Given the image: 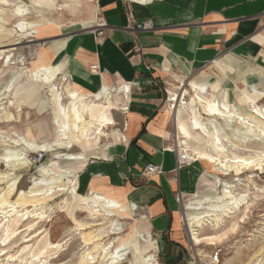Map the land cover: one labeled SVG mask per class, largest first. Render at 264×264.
I'll list each match as a JSON object with an SVG mask.
<instances>
[{
  "label": "bare ground",
  "instance_id": "1",
  "mask_svg": "<svg viewBox=\"0 0 264 264\" xmlns=\"http://www.w3.org/2000/svg\"><path fill=\"white\" fill-rule=\"evenodd\" d=\"M132 1L145 3L148 0ZM10 2L11 0H0V33L6 30L5 25L11 17L16 31L15 34L8 31L10 34L6 36L9 39L0 40V57L3 55L4 58L6 54L10 56L12 51L17 50L15 46L23 42V37L34 36L36 30L38 32L45 24L52 23L62 29L63 12L76 13L85 3L82 0H33L34 12L38 13L35 16V13L30 15L26 0H15L14 4ZM5 6H11L10 15L5 13ZM49 9L53 10L51 17L46 14ZM56 28H52V31H56ZM67 44V37L52 42L47 54L40 55L28 71L30 81L20 84L25 90L24 99L27 101L33 85L48 89L42 109H50L54 138L40 142L13 132L14 128H9V125L7 128L10 130L0 129L1 145L5 146L4 153L0 154V163L11 168L0 173V182L9 180L7 189L0 195V232L2 229L6 239L12 236L14 230L9 226L12 217L16 224L31 216L34 218L31 222L42 220L47 216V211L51 210H47L45 205L61 197L57 201L59 210L71 217L76 226L74 230L81 234L82 246L77 264H158L155 252L150 250L154 245L153 237L150 233L142 232L145 229V217L137 214L135 203L99 191L93 186L85 194L79 192V165L90 155L111 158L110 149L113 144L105 138L106 130L115 124L113 109L120 108V102L124 101L122 92L127 91L128 97L130 86L113 87L105 84L96 91L84 88L64 70L61 55ZM31 52L29 49V53ZM25 55L27 54L20 56ZM24 60L26 58L21 59V63ZM22 73V69H15L5 91H0V104L7 99L8 106L4 113V122L7 124L13 122L15 117L7 107L20 108L19 117L23 110V104L18 103L16 98L17 92H14L17 77ZM176 78L178 81L182 79L178 76ZM210 85L207 81L192 79L186 85L175 86L180 91L173 88L169 90L170 105L167 112L169 115L170 110L172 111L176 126V144L170 146L169 151L177 152V158L178 152L185 150L193 161L190 163L194 164L192 166L197 176L201 173L200 162L206 163L211 169L212 180L205 178V181L209 182L212 191L199 194L189 188L190 198L184 203L182 218L196 245L203 242L208 245L222 243L223 233L200 235L205 223L210 222L219 228L225 217L238 215V221L234 218L230 228L234 232L238 223H244L248 218L250 207L253 206L250 204V197L264 195V185L256 181L264 173V103H261L264 99V87L252 88L248 93L240 91L236 94L237 101H229L228 96H223V90H210ZM13 93L15 94L11 98ZM13 145L16 148H12ZM74 146L81 148V151L69 152ZM29 152H51L52 161L41 167L42 174L35 176L29 189L21 190L14 200L12 196L17 190L19 176L10 177L16 170L31 162ZM247 172L249 173L246 174ZM227 177L234 179L229 181ZM30 207L34 209L30 210ZM23 212L24 216L20 217ZM77 212H87L93 220H78L75 215ZM98 225L101 226L91 230ZM140 241L146 244V249L149 248L146 252L137 251L136 244ZM61 243L51 241L48 235L42 236L38 241V251L32 252L33 264H37L34 257L54 251ZM263 251L264 247L248 256L244 264H260V254Z\"/></svg>",
  "mask_w": 264,
  "mask_h": 264
},
{
  "label": "crops",
  "instance_id": "2",
  "mask_svg": "<svg viewBox=\"0 0 264 264\" xmlns=\"http://www.w3.org/2000/svg\"><path fill=\"white\" fill-rule=\"evenodd\" d=\"M93 1L85 0L84 3L92 9L88 14L90 18L98 9ZM98 5L106 21V35L95 39L94 34L87 31L68 37L61 55L64 70L75 82L91 91L106 84L129 85L131 92L129 97L127 91L122 92L124 101L119 106L129 103L125 115L120 108L113 109L111 158L88 156L77 173L85 172L90 159L95 164L88 174L81 176V187L85 189L87 185L88 191L93 186L135 203L137 214L145 217L142 232L152 235L155 249L159 250L166 241L174 246L182 245L188 231L181 219L183 203L177 196L179 191L187 193L190 181L199 175L195 174L194 166L178 168L176 154L169 151L168 127L172 111L167 115L169 109L163 107L164 99L157 82L169 73L173 82H177L171 84V89L180 91L175 86L186 85L192 79L206 80L211 83L210 90H223V96H228L229 101H237L236 94L240 91L248 93L259 87L253 82L248 84L257 81L249 76L257 71L260 78H264L263 65L254 67L247 62L242 68L241 59L233 54L215 60L222 75L213 78L214 73L210 80L171 73V69L179 68L188 74L202 61L214 58L216 54L211 51L214 38L220 39L227 34L231 44L247 37L244 43L250 55L264 61L260 58L264 57V32L257 33L260 20L254 17L263 13L264 0H148L145 3L98 0ZM146 20H151L152 29L136 27L137 22ZM208 23L223 24L208 32ZM233 24L234 30L231 29ZM93 64L98 65L97 71L91 70ZM232 67L235 77L231 75ZM176 76L182 79L178 81ZM115 125L120 129L115 130ZM149 164L158 165L161 172L146 175Z\"/></svg>",
  "mask_w": 264,
  "mask_h": 264
},
{
  "label": "rangeland",
  "instance_id": "3",
  "mask_svg": "<svg viewBox=\"0 0 264 264\" xmlns=\"http://www.w3.org/2000/svg\"><path fill=\"white\" fill-rule=\"evenodd\" d=\"M127 1L130 2V0ZM82 2L84 3L85 0H82ZM93 2L97 4L98 7V9L96 8V13L93 14V17L91 18L88 17L89 11L91 12L92 9H89L84 4H82L81 8L76 13L70 11H64L62 14V23H61L62 29H59L57 26H54L52 23L45 24L38 29V32L36 30L34 36L26 37V38L23 37V39H21V42L22 41L23 42L15 46L17 50L12 51L10 53V56L6 54L5 58L3 55L0 57V91H5L6 88L5 86H7L9 80L13 76L12 73L15 69L16 70L19 69V71L21 69L23 70L22 75L21 76L19 75L17 77L19 80L18 79L16 80L15 82L16 88L14 89V92H17L16 98L18 100V103L23 104V110L21 111V115L19 117L18 113L20 112V108L18 109V107L16 106H12L11 108L7 107L8 110H11V112L14 113L15 117L13 119V122L10 121L8 124L5 123L4 122L6 116L4 114L6 111L5 107L8 106L6 102L7 99L5 98L4 101L0 104L1 105L0 116H2V120L0 121L1 130H5V129L8 130L9 128H14L13 132L23 134L28 138L35 139L40 142L51 141L54 138L50 109L47 110V107L42 109V104L46 100V97L48 96L47 94L48 89L46 88L43 89V87H35L33 85L32 86L33 91L31 92L30 98L27 101L24 99L26 96L25 90H23L20 87V84L30 81V77L27 75L28 71L38 61L40 55L47 54V51L49 49L48 46H51L52 42H54L55 40L62 39L64 37L68 38L73 34L76 35L81 32H87V31H91L94 34L95 39L103 38L106 35V34L104 35L100 34V30L103 29L106 30L107 25H106V21L101 15L98 5V0H94ZM10 3L14 4L15 0H11ZM26 3H28L30 7L29 9L31 12L30 15H33L35 13L34 15L38 16V13L34 12L35 9L33 8V0H26ZM4 9H6L5 13L7 15L11 14V6H5ZM262 12L263 13H259V15H254V17H258L260 20L259 31H257V33L261 31L264 32V10ZM46 14L49 17H51L53 15V10L50 9L47 10ZM130 15L133 16L132 10H130ZM246 18H253V17H246ZM10 19L11 20H9L5 25L6 30L0 33L1 36L0 40L9 39V36H6V34H10L9 32H12L14 34L16 33L14 29L15 27H13L15 26L14 19L12 17ZM90 19H94V20H90ZM102 22L105 23L104 26H100V23ZM146 22L150 23L153 27L151 20L137 22L136 27L140 30H149L144 28L145 26L144 23ZM219 24H223V23H214V24L208 23L206 25V29L208 32L216 30V27L220 26ZM234 26L235 24L231 25L232 30H234L233 28ZM52 28H56V31H52ZM18 34L20 33L18 32ZM11 36L13 35H10V37ZM227 36L226 35L221 36L219 37L220 39H217L218 37L216 39L214 38L213 46L211 47V51H214L216 54L214 58L206 59L202 61L201 64L195 66L192 70H190L188 74L179 68L174 70L171 69V73L174 72L178 74H183L186 75L187 77L195 76L197 79L210 80L213 78H217L222 74L220 69L217 68V66H215L216 65L215 60L218 61L224 59V57L231 54L236 55L241 59L240 63L242 68H245L247 62L251 63L254 67H258L259 64H261L260 66L263 65L262 67H264V61L263 60L260 61V59L259 58L256 59V57H252L250 55L249 49L246 48L244 41L247 37L242 41L240 39V41L231 44L229 43ZM29 49L32 50L31 53H29ZM21 54H27V55H25V57L24 56L21 57L20 56ZM19 57L21 58L18 59ZM23 58H26V60L22 61L21 63L20 60ZM260 58L263 59L264 57H260ZM18 61L19 63H17ZM65 72L68 73L66 69ZM231 72H232L231 74L232 77H235L236 73L233 67L231 68ZM259 74L260 72L257 71H254L253 74H250L249 77H252L254 80L257 81H251V82L249 81L248 84H251L253 82L254 84H258L259 87H264V78L261 79ZM263 74H264V70L262 75ZM170 75L171 74L169 73L164 75L162 81L157 82V86L161 89V96L164 99L163 107L165 110H168L170 105V102L168 101L170 97L168 90L169 88L171 90L172 87L171 84H177V82H173L174 79ZM22 76L24 77L22 78ZM14 94L15 93H13L12 95L10 94L11 98H13ZM231 94L233 96L234 91H232ZM261 103L262 104L264 103V99L261 100ZM171 104L173 105L174 102H172ZM7 126L9 128H7ZM114 127L116 128L115 130L120 129L119 125H115ZM113 132L114 131L112 130V127L106 130L107 136L105 138L107 140H112L111 138ZM175 133H176V129L174 125V120L173 117H171V120H169V127H168V135L170 140L169 144L171 146H174L176 144ZM4 148L5 146L1 145V141H0V154L4 153ZM12 148H16L15 145H13ZM80 151L81 148H79L78 146L77 147L74 146L73 149L70 150L69 152L75 153ZM28 154L30 155L29 158L31 162L27 166H24L23 168L16 170L14 172V175L10 177V178H14L16 176H19L17 182V190L12 196V199L14 200L18 197L19 192L21 190L29 189V187L32 185V181L35 176L42 174L41 167L49 165L52 161L51 152L49 153L29 152ZM174 154L177 155V152ZM94 164L95 162H91L90 159V162L86 167L85 172H81L80 173L81 175L78 174V179L80 183L78 189L81 194H85L88 192L86 190L87 185L85 189L81 187V176L84 173L85 175L88 174V172L90 171V169ZM192 165L194 164L190 163L179 167L177 163L178 168L192 166ZM10 169L11 168L6 166V164L0 163V173H4ZM199 169L201 170L200 176L196 177L195 180L190 181L191 183L190 189L192 190L194 189L193 191H196L199 194H205L206 192L212 191L209 182L205 181V178L206 179L209 178L210 180H212L211 169L204 162H200ZM248 173L249 172H247L246 174ZM89 178L90 175L88 176L87 181L89 180ZM227 178L229 181H233L234 179L233 177H227ZM256 181L260 185H264V173H261L260 176L256 178ZM8 184H9V180L6 179L0 182V195L3 193L5 189H7ZM178 195L179 196H177V198L179 200L181 199L183 203L181 219L183 223L186 225L182 217L184 213V203L187 199L190 198L189 191H187V193H182L181 191H179ZM250 198H251L250 204L251 205L253 204V206L250 207L249 213L247 215L248 218L245 219L244 223L243 222L238 223V227L236 231L233 232L230 230V228L233 224V221L235 220L234 218H236V220L238 221V217H236L238 215H236L235 217H225L224 221L221 223L219 228L218 227L216 228L210 222H206L205 225L203 226L202 231H200L201 236L223 233L221 240L222 243L217 242L216 245H208L205 242H203L201 244L196 245L194 242H192L189 233H187L186 241L184 242V244L179 246H174L166 241V244L162 243L160 249L158 250L155 249V244L153 242L154 245L153 247L150 248V250H153L155 252L158 258V264H244L245 259L248 258V256L252 255L254 252L264 247V195H260L257 197L252 195ZM60 199L61 197L45 205V208L47 210H49V208L51 210L47 211L46 213L47 216H45L42 220L37 219L41 223L37 222V220L31 222L34 219L32 216H31L32 218L30 217L29 219L28 218L24 219L22 217L23 220L20 224H16L14 217L11 218V222L9 226L11 229L14 230L12 236L6 239L3 237L2 229H1L2 233L0 232V264H33L32 252L36 253L38 251V241L44 235H48L49 239L55 243L56 242L61 243L63 240L64 242H62L61 245L58 248H56L54 251L34 257V259L37 260V264H41V263L42 264H77L78 263L81 252L80 248L82 246L81 234L79 233V231L74 230L76 229V226H75V222L71 219V217L67 215L65 212H61L59 210L57 206L58 203L57 201H60ZM32 209L34 208L30 207V210ZM77 213H75V215L78 220L87 221V222L93 220L90 218L87 212H77ZM24 214L25 212H23L22 214L20 213L19 216L20 217L21 215L24 216ZM237 214L240 213L238 212ZM30 224H33L34 227L30 226ZM100 226L101 225L94 226L91 228V230L96 229L97 227ZM154 236L156 238H159L158 235L156 234H154ZM66 240H68L67 243L65 242ZM136 249L140 253L142 251L146 252L149 248L146 249V244L143 241L142 242L140 241L139 243L136 244ZM43 257H45V259ZM260 258H262L260 264H264V251L260 254Z\"/></svg>",
  "mask_w": 264,
  "mask_h": 264
},
{
  "label": "built area",
  "instance_id": "4",
  "mask_svg": "<svg viewBox=\"0 0 264 264\" xmlns=\"http://www.w3.org/2000/svg\"><path fill=\"white\" fill-rule=\"evenodd\" d=\"M104 22L100 23V26H104ZM144 28L148 29L149 27L152 28V25L148 22L144 23ZM100 34H106V30H100ZM98 69V65L93 64L91 65V70L92 71H97ZM129 109V103L127 105L121 106L120 107V111L123 115H125L128 112ZM192 161V159L189 157V155L186 153L185 150L183 151H179L178 152V157H177V163L180 166L182 165H186L189 164ZM146 175L150 176L151 174H155V173H159L161 172V169L158 167V165H154V164H149L147 165L146 169H145Z\"/></svg>",
  "mask_w": 264,
  "mask_h": 264
}]
</instances>
